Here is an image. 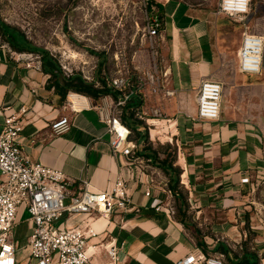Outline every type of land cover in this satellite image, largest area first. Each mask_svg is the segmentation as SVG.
<instances>
[{
    "label": "crops",
    "instance_id": "0c3cea01",
    "mask_svg": "<svg viewBox=\"0 0 264 264\" xmlns=\"http://www.w3.org/2000/svg\"><path fill=\"white\" fill-rule=\"evenodd\" d=\"M157 2L163 7V55L170 69L169 83L181 97L165 98L145 91L136 108L159 106L166 114L144 123L147 132L177 147V194L186 197L185 216L179 214L177 194L162 167H156L165 171L160 180L149 169L133 168L127 173L126 158L114 152L105 121L114 98L107 95L95 101L84 95L88 100L83 105L76 92H70L62 99L48 86L50 74L42 69L40 55H33L29 66L31 55L20 56L23 52L0 46V132L5 115L20 114L25 123L23 150L31 159L70 177L71 195L84 187V181L90 190L101 191L108 190L120 174L129 177L132 210L116 211L109 219L93 214L81 224L97 233L90 244L110 240L122 245L119 257L127 264H173L196 247L208 255H223L225 264H264V73L229 70L224 40H213L210 18L217 12L185 0ZM253 12L252 7L245 20L248 25ZM243 30L244 25L241 38ZM203 79L224 84L222 112L217 120L196 122L185 112L195 113V94ZM61 116H68L72 126L61 135H52L51 123ZM145 147L140 154L156 162L146 156L151 152ZM153 149L164 157V152ZM244 176L251 182L243 183ZM23 214H28L27 219H17L14 236L16 242L25 240L26 260L33 222L26 209L18 218ZM83 218L76 216L68 223L74 225ZM96 257L104 259V252Z\"/></svg>",
    "mask_w": 264,
    "mask_h": 264
},
{
    "label": "built area",
    "instance_id": "2783aa9c",
    "mask_svg": "<svg viewBox=\"0 0 264 264\" xmlns=\"http://www.w3.org/2000/svg\"><path fill=\"white\" fill-rule=\"evenodd\" d=\"M252 7L253 0H246V3L244 0H220L217 14L243 23L244 30L237 51L238 70L246 74L261 75L264 69V35L252 32L250 26L245 23ZM163 29L164 22L151 14L146 33L151 41L155 68L144 79L134 83L129 77L121 74L112 77L104 74L105 85L119 92L118 98L114 99L108 108L105 121L112 134L111 145L114 152H121L127 160V173L133 168L141 172L147 171L150 159L140 154L143 144L133 137L132 129L124 122L123 108L135 96L144 98L145 91L165 98L181 97V92L170 86V69L166 60L162 58L160 65L156 60L159 52L157 49L160 42L163 43ZM22 55H31L32 59L27 63L31 66L35 60L33 55L21 53L20 56ZM65 73L72 74L69 71ZM87 80L94 82L96 87H103L95 77ZM224 89V84L219 80L203 79L195 94L196 111L194 114L186 111L187 116L196 122L219 119ZM75 95L81 98V104L88 100V97L82 94ZM69 101L73 106L75 102L71 99ZM138 108L136 117L143 121L166 116L159 106L141 111ZM22 112H25V109ZM71 126V119L61 116L51 123L52 135H61ZM24 127L25 123L20 114L5 115L0 132V264H18L14 229L18 214L23 209L28 211L33 222L27 264H127L119 257L122 245L110 240L101 244H90V238L97 233L91 228L85 229L81 224L86 216L93 214L109 219L116 211L132 210L129 177L120 174L108 190L101 191L90 190L89 182L84 181V187L71 195L69 185L73 181L70 177L60 170L31 159L25 153L21 146ZM241 180L243 183L251 182L248 176ZM171 192L169 189V193ZM146 194L150 195V191L147 190ZM68 198L70 200L66 202ZM156 207L161 208L158 205ZM171 212H174L172 208ZM76 216L84 218L74 225H69L68 220ZM102 251L105 257L98 259L96 255ZM173 264L225 263L223 255H208L196 247Z\"/></svg>",
    "mask_w": 264,
    "mask_h": 264
},
{
    "label": "rangeland",
    "instance_id": "374dc122",
    "mask_svg": "<svg viewBox=\"0 0 264 264\" xmlns=\"http://www.w3.org/2000/svg\"><path fill=\"white\" fill-rule=\"evenodd\" d=\"M149 1L0 0V23H6L23 33L34 46L48 50L58 59L64 71L81 72L86 79L104 74L111 77L121 74L135 83L155 68L151 41L146 33V25L151 16L147 10ZM185 1L212 12H217L220 3V0ZM253 11L254 18L249 23L251 31L264 35V0H253ZM210 20L213 40L217 43L222 38L225 42L228 51L227 67L229 70H237V51L243 25L238 20L216 13L211 14ZM0 46L15 51L3 36L1 28ZM157 50L156 60L160 65L164 58L162 42ZM23 53L39 55L29 50ZM261 104L264 107V99ZM152 133L148 129V141L144 143L143 140V145L149 146L152 143L155 148L165 152L166 147L161 145L168 142ZM136 136L133 132L135 139ZM148 163L149 173L155 180L165 177V171L156 169L161 167L160 164ZM27 215H21L18 222L25 221ZM17 243L20 248L17 251L19 264H27L25 240L20 239Z\"/></svg>",
    "mask_w": 264,
    "mask_h": 264
},
{
    "label": "trees",
    "instance_id": "16d2710c",
    "mask_svg": "<svg viewBox=\"0 0 264 264\" xmlns=\"http://www.w3.org/2000/svg\"><path fill=\"white\" fill-rule=\"evenodd\" d=\"M147 10L149 13L154 14L160 20L163 21V7L162 4L156 0H150L148 2ZM164 22V21H163ZM0 28L3 36L7 41L15 48L16 51L23 52L29 50L31 52H38L41 58L42 69L50 74L49 84L50 88H54L55 92L66 99L70 92L80 93L93 98L95 101L110 95L114 99H117L119 92L106 86L104 75H98L96 78L103 84L102 88L96 87L94 82L88 81L81 72H74L67 75L63 70L60 62L54 57L48 50L34 46L31 41L21 32L12 28L6 23L1 22ZM102 64V63H101ZM141 104L140 96H135L133 99L123 108L122 118L124 122L132 129L137 135L138 139H142L145 142L148 141V132L146 131V124L143 120L136 117V107ZM161 146L166 147L164 157H160L158 150H154L152 145L145 147L150 150L151 153H146V156L153 158L160 166L169 174L170 181L169 187L177 194L178 178L180 169L174 166L177 147H173L172 144H164ZM160 150V149H159ZM170 150V151H169ZM179 200V214L186 215L184 208L186 207V197L183 194H177ZM199 246L206 251V246L199 241Z\"/></svg>",
    "mask_w": 264,
    "mask_h": 264
},
{
    "label": "bare ground",
    "instance_id": "6f19581e",
    "mask_svg": "<svg viewBox=\"0 0 264 264\" xmlns=\"http://www.w3.org/2000/svg\"><path fill=\"white\" fill-rule=\"evenodd\" d=\"M73 93H71V95H72ZM71 95H70V99H71Z\"/></svg>",
    "mask_w": 264,
    "mask_h": 264
},
{
    "label": "clouds",
    "instance_id": "9594fccd",
    "mask_svg": "<svg viewBox=\"0 0 264 264\" xmlns=\"http://www.w3.org/2000/svg\"><path fill=\"white\" fill-rule=\"evenodd\" d=\"M244 2L246 3V0H244Z\"/></svg>",
    "mask_w": 264,
    "mask_h": 264
}]
</instances>
